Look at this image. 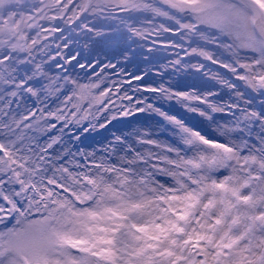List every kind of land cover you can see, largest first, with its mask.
I'll return each instance as SVG.
<instances>
[{
  "label": "snow or ice",
  "instance_id": "snow-or-ice-1",
  "mask_svg": "<svg viewBox=\"0 0 264 264\" xmlns=\"http://www.w3.org/2000/svg\"><path fill=\"white\" fill-rule=\"evenodd\" d=\"M0 264H264V0H0Z\"/></svg>",
  "mask_w": 264,
  "mask_h": 264
},
{
  "label": "bare ground",
  "instance_id": "bare-ground-1",
  "mask_svg": "<svg viewBox=\"0 0 264 264\" xmlns=\"http://www.w3.org/2000/svg\"><path fill=\"white\" fill-rule=\"evenodd\" d=\"M154 38V37H153ZM151 39L152 38H150L149 39V41H147L148 43H151ZM49 42H51V41H49ZM141 43H146L145 41H141ZM146 45V44H145ZM145 47H150V46H145ZM53 48H54V45H53ZM54 54V53H53ZM168 55V54H166L165 52H164V50L163 49H161V52H160V55ZM170 58V57H169ZM166 62V61H165ZM193 62H195V61H193ZM206 63V62H205ZM207 63H209V62H207ZM78 69V68H77ZM129 70L131 71V70H133L132 68H131V66H129ZM82 71V70H81ZM221 71H223V70H221ZM82 74V73H81ZM213 84H215V81H213L212 82ZM219 86H217V88H218ZM213 90H217V89H213ZM226 91V90H225ZM224 99H227V96L226 95H224ZM137 119H139V117H137ZM119 126H116V127H113L111 130L112 131H117V128H118ZM209 131H212V129H209ZM109 135V133L108 132H105L104 130H98V133H91L89 136H88V139L86 140V144H88V145H92V146H96V147H99V144L97 143L98 141H101L104 137H107Z\"/></svg>",
  "mask_w": 264,
  "mask_h": 264
},
{
  "label": "rangeland",
  "instance_id": "rangeland-1",
  "mask_svg": "<svg viewBox=\"0 0 264 264\" xmlns=\"http://www.w3.org/2000/svg\"><path fill=\"white\" fill-rule=\"evenodd\" d=\"M147 46H151V43H148V42H146L145 43ZM145 45V46H146ZM166 54H168V53H166ZM165 55V54H164ZM170 58H174V57H172V56H169ZM101 58H103V57H101ZM105 62H107V61H105ZM162 62H165V61H162ZM206 64H207V62H206ZM210 69H211V71L212 72H215V71H217L218 70V66L217 65H210ZM76 71L77 72H80V73H82V71L78 68V69H76ZM221 71V70H220Z\"/></svg>",
  "mask_w": 264,
  "mask_h": 264
}]
</instances>
